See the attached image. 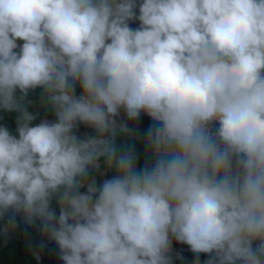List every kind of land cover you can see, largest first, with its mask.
I'll list each match as a JSON object with an SVG mask.
<instances>
[{
	"label": "clouds",
	"instance_id": "obj_1",
	"mask_svg": "<svg viewBox=\"0 0 264 264\" xmlns=\"http://www.w3.org/2000/svg\"><path fill=\"white\" fill-rule=\"evenodd\" d=\"M0 110V217L65 264H264V0H0Z\"/></svg>",
	"mask_w": 264,
	"mask_h": 264
},
{
	"label": "trees",
	"instance_id": "obj_2",
	"mask_svg": "<svg viewBox=\"0 0 264 264\" xmlns=\"http://www.w3.org/2000/svg\"><path fill=\"white\" fill-rule=\"evenodd\" d=\"M138 25L139 21H133L130 26L135 28ZM76 90L79 91V88ZM27 99L32 102L29 111L37 113V118L33 124L39 123L44 118L55 119L51 111L45 110L40 105L39 89L31 91ZM117 120L126 122L132 129V134L136 136L133 143L138 155V165L143 166L145 163V138L149 128L156 122L152 121L146 114H142L133 121L128 119L123 112L120 117H117ZM0 124H4L10 130L15 131L16 114L0 110ZM79 129L87 135L88 130L83 124L79 126ZM101 171L103 172L102 169ZM56 211L58 214V206H56ZM10 218H14L16 227L5 231ZM37 254L39 259H37ZM171 255L173 264H194L197 256H199L200 264H205V261L209 259L208 253H194L189 245L175 240L172 243ZM0 264H65V262L61 259L60 250L55 241L50 240L42 232L39 221L35 224H28L22 214L10 211L4 217H0Z\"/></svg>",
	"mask_w": 264,
	"mask_h": 264
},
{
	"label": "water",
	"instance_id": "obj_3",
	"mask_svg": "<svg viewBox=\"0 0 264 264\" xmlns=\"http://www.w3.org/2000/svg\"><path fill=\"white\" fill-rule=\"evenodd\" d=\"M138 11V9H137ZM76 89L79 88V85L75 86ZM78 132L82 135V136H86V134H84L80 129H78ZM99 176H100V183L102 184L103 180L106 179L105 175L103 174V172L101 170H97L96 172Z\"/></svg>",
	"mask_w": 264,
	"mask_h": 264
}]
</instances>
